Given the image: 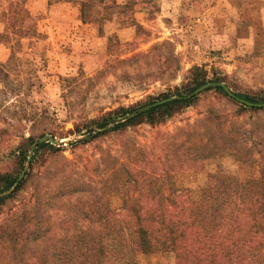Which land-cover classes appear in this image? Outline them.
<instances>
[{
    "label": "rangeland",
    "instance_id": "rangeland-1",
    "mask_svg": "<svg viewBox=\"0 0 264 264\" xmlns=\"http://www.w3.org/2000/svg\"><path fill=\"white\" fill-rule=\"evenodd\" d=\"M10 1L0 0V62H10L11 72L20 73V78L10 83L21 84V98L27 107L39 113L48 111L50 119L42 120L37 128V134L44 135L35 142L49 135L64 140V154L81 169L110 153L122 158L134 145L161 153L162 134L172 140L189 124L209 136L227 119L228 128L239 135L253 110L238 114L239 104H245L217 86L190 96L195 98L191 103L176 105L163 124L153 126L141 117L119 131L120 108L130 110L192 94L197 85L192 72L195 66L208 70L206 83L216 82V72L226 78L220 82L233 92L264 98V0H105L112 7L104 18L87 23L77 2L18 0L28 11L20 25V38L14 37L8 25L5 11ZM91 77L94 80L88 79ZM106 115L113 119L102 135H92L93 128L81 133L74 129L77 122ZM4 126L0 117V169L19 171L20 176L28 159L20 169L21 140L2 142ZM41 144L20 183L27 179L35 161L42 160L36 164V173L44 170L49 152ZM215 173L225 176L227 188L241 203L246 201L249 179H261L264 184L258 165L245 164L219 150L197 169L177 171L169 183L190 189L196 197ZM35 177L29 178L14 199L6 197L15 193L20 183L1 196L7 204L0 214V225L11 210L31 199ZM38 180L43 184L45 177L40 175ZM110 196L119 213L124 195L115 191ZM152 212L150 224L160 236L153 251L113 254L111 264H176L164 230L168 206H153ZM14 261L22 264V260Z\"/></svg>",
    "mask_w": 264,
    "mask_h": 264
},
{
    "label": "trees",
    "instance_id": "trees-1",
    "mask_svg": "<svg viewBox=\"0 0 264 264\" xmlns=\"http://www.w3.org/2000/svg\"><path fill=\"white\" fill-rule=\"evenodd\" d=\"M66 1L80 4L85 23L102 20L112 7L105 0ZM5 13L14 37H22L20 25L28 13L26 8L20 1L12 0ZM12 70L10 62H0V117L5 123L1 140L20 138L22 153L18 157L22 169L31 146L44 135L37 134L40 122L50 117L48 111L39 113L27 107L28 103L21 98L24 93L21 84L10 83L15 77L20 78V73ZM192 72L197 81L195 89L208 81V70L204 67L195 66ZM213 80L220 82L226 78L215 72ZM217 89L226 93L221 86ZM236 94L254 103H264V98ZM194 99L180 94L177 99L160 105H153L155 101L130 110L120 108L117 126L119 131H125L141 117L153 126L163 124L167 116L173 115L176 105L191 103ZM239 105L238 114L249 109L254 113L239 135L228 128L227 119L209 136L189 124L180 128L172 140L162 134L161 153L146 145H134L122 158L110 153L85 169L70 160L61 146L49 141L42 143L40 147L49 152L44 170L36 173V164L42 160L35 161L27 179L6 197L14 199L29 178L36 176L31 199L23 200L16 210H11L0 225V264H17L14 260H22V264L30 261L33 264H111L113 254L152 252L160 237L150 224L152 207L164 203L168 206L164 225L166 243L175 252L176 264H264L261 179L247 181L244 203L229 191L223 174H212L196 197L190 189L169 183L170 176L186 168L197 169L215 150L245 164L258 165L264 177V107ZM110 119L112 116L106 115L83 120L75 123L74 129L81 133L93 128L92 135L96 133L97 137L105 132L102 131ZM19 174V171L15 174L0 169V192L13 187ZM40 175L45 177L43 184L38 180ZM115 191L124 195L119 213L111 202L110 194ZM6 198L0 197V214L7 204Z\"/></svg>",
    "mask_w": 264,
    "mask_h": 264
},
{
    "label": "water",
    "instance_id": "water-1",
    "mask_svg": "<svg viewBox=\"0 0 264 264\" xmlns=\"http://www.w3.org/2000/svg\"><path fill=\"white\" fill-rule=\"evenodd\" d=\"M213 86H221L229 94V96H231L232 98H234L237 101L241 102L242 104H245V105H248V106H254V107H264V103H254V102H252L250 100H247V99L239 97L224 82H207V83H204L201 86H199L192 94H190L189 97L192 96V95H195L197 93H200V92H202V91H204V90H206V89H208L210 87H213ZM175 99H177V96L167 97L165 99H162V100H159V101L155 102L153 105L164 104V103H167V102L175 100ZM48 141L51 142L53 145H56V146H62L64 144V142H65L64 140H57L53 135L45 136V137L41 138L39 141L35 142L32 145L31 149H30V152H29V155H28L27 166H26L24 172L19 176V178L17 179V181H16L15 185L13 186V188H11L10 190H7V191H5L3 193H0V197L12 192L18 186V184L23 179L27 169L30 166V163L32 161L35 149L37 148V146L39 144L44 143V142H48Z\"/></svg>",
    "mask_w": 264,
    "mask_h": 264
}]
</instances>
